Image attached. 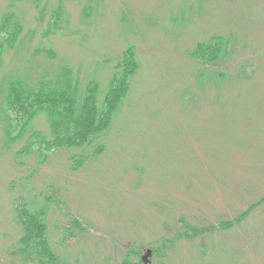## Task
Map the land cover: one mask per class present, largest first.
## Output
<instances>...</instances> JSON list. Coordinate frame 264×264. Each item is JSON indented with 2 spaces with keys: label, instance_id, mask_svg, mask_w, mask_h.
Returning <instances> with one entry per match:
<instances>
[{
  "label": "rangeland",
  "instance_id": "rangeland-1",
  "mask_svg": "<svg viewBox=\"0 0 264 264\" xmlns=\"http://www.w3.org/2000/svg\"><path fill=\"white\" fill-rule=\"evenodd\" d=\"M7 12L23 30L0 44V106L18 75L66 72L102 104L130 47L139 68L84 163L92 148L27 151L45 113L14 141L0 119V264H24L19 203L47 209L65 264H264V0H0V27ZM215 36L229 49L202 65Z\"/></svg>",
  "mask_w": 264,
  "mask_h": 264
},
{
  "label": "trees",
  "instance_id": "trees-1",
  "mask_svg": "<svg viewBox=\"0 0 264 264\" xmlns=\"http://www.w3.org/2000/svg\"><path fill=\"white\" fill-rule=\"evenodd\" d=\"M22 30L23 25L16 13L7 12L0 27L1 46H13ZM229 43L226 37L215 36L200 42L192 53L202 65L216 64L228 51ZM138 68L136 53L130 47L116 66L102 104L98 100L99 85L90 82L83 88L74 75L66 72L52 80L42 78L37 84L22 75L9 79L4 105L0 106V119L6 126L7 135L14 141L18 134L30 128L39 113H45L52 136L42 138L43 134L34 132L27 151L42 144L48 148L94 150L90 154L85 150L81 156L73 157L75 163H84L87 160L84 156L88 159L98 156L105 150L103 138L130 90L131 78ZM18 205L16 219L22 228V236L15 246V254L23 257L24 264H65L51 245L47 209H33L27 203ZM143 263L140 260L138 264ZM122 264L131 263L127 258Z\"/></svg>",
  "mask_w": 264,
  "mask_h": 264
},
{
  "label": "water",
  "instance_id": "water-1",
  "mask_svg": "<svg viewBox=\"0 0 264 264\" xmlns=\"http://www.w3.org/2000/svg\"><path fill=\"white\" fill-rule=\"evenodd\" d=\"M151 253H152V250H151V249H148V250L145 252L144 256L142 257L143 260H144V262H145L146 264H147V263H150V260H149L148 258H149V256L151 255Z\"/></svg>",
  "mask_w": 264,
  "mask_h": 264
}]
</instances>
